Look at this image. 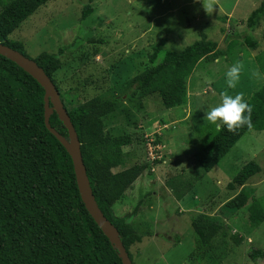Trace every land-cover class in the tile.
<instances>
[{"label": "rangeland", "instance_id": "374dc122", "mask_svg": "<svg viewBox=\"0 0 264 264\" xmlns=\"http://www.w3.org/2000/svg\"><path fill=\"white\" fill-rule=\"evenodd\" d=\"M88 1L50 0L9 38L21 42L30 59L64 49L54 80L66 103L76 105L94 97L118 99L114 114L104 118V130L111 136L128 134L133 141L124 148L125 164L113 172L147 164L124 199L113 206L119 217L138 207L137 214L129 217L141 235L129 247L133 264H264V258L248 256L252 249L264 252V221L252 227L248 205L240 210L227 208L242 188L230 190L228 184L252 161L261 172L246 186L253 190L251 200L264 210V131L247 132L209 173L201 172L194 158L215 131L205 120V111L221 103L228 68L236 62L244 65L237 88L228 90L233 96L243 92L248 101L264 85V80L251 76L257 67L264 74V18L254 30L245 24L262 0H219L211 16L194 0H94L93 12L82 19ZM202 36L217 42L222 55L214 60L201 58L191 66L183 105L165 109L156 97L141 104L128 101V83L144 70L153 47L180 51ZM246 36L257 42L255 49L244 44ZM146 137L159 144L154 162L145 147ZM172 185L183 194L181 200ZM202 213L219 216L229 236L241 238L237 246L225 238L216 251V262L193 260L191 221Z\"/></svg>", "mask_w": 264, "mask_h": 264}, {"label": "trees", "instance_id": "16d2710c", "mask_svg": "<svg viewBox=\"0 0 264 264\" xmlns=\"http://www.w3.org/2000/svg\"><path fill=\"white\" fill-rule=\"evenodd\" d=\"M49 1L0 0V44L28 57L23 44L9 37ZM93 1L83 6L82 19L93 12ZM262 18L264 0L246 19L247 29H256ZM243 41L251 49L257 46L249 36ZM63 51L61 48L57 55L42 52L33 60L59 92L80 141L95 201L118 230L132 260L129 247L139 242L141 235L131 226L129 217L137 214L138 207L132 214L119 217L113 206L124 199L147 164H133L113 172L125 164L128 152L124 148L133 141L128 134L111 136L104 130V118L114 114L119 101L94 97L76 105L66 103L54 80L61 67ZM220 55L222 51L217 42L204 36L180 51L155 46L144 70L129 81L127 99L141 104L143 100L156 97L165 109L181 106L186 101L185 80L191 66L201 58L214 60ZM44 93L34 78L0 55V264H122L116 248L81 200L68 151L45 127ZM247 102L253 108L252 128L245 126L236 133L228 132L226 127L219 132L215 130L194 155L201 172L209 173L247 132L264 131V85ZM49 123L68 139L67 130L55 112ZM260 172V166L251 161L227 186L230 190L242 187L227 202V208L240 210L248 205L246 214L252 227L264 221V210L255 199L251 200L253 190L246 183ZM171 189L178 200L183 198L178 188L172 185ZM191 228L195 236L193 260L196 261H219V255L215 254L227 237L235 246L241 243L237 235L229 236L219 216L199 214L192 219ZM248 254L252 260L264 258L260 249H252Z\"/></svg>", "mask_w": 264, "mask_h": 264}, {"label": "water", "instance_id": "95a60500", "mask_svg": "<svg viewBox=\"0 0 264 264\" xmlns=\"http://www.w3.org/2000/svg\"><path fill=\"white\" fill-rule=\"evenodd\" d=\"M0 55L9 59L22 70L34 78L44 89V124L46 129L59 141V143L68 151L75 174L77 188L81 200L91 215L95 223L101 228L103 234L110 240L116 248L118 257L122 264H133L125 247L123 246L118 230L103 215L99 209L90 182L86 174V168L83 163L80 141L76 130L67 114L66 109L60 99V95L51 79L45 74L33 59H30L10 47L0 44ZM51 105V107H50ZM56 113L59 120L67 130L68 139L56 132L49 123L50 116Z\"/></svg>", "mask_w": 264, "mask_h": 264}, {"label": "clouds", "instance_id": "9594fccd", "mask_svg": "<svg viewBox=\"0 0 264 264\" xmlns=\"http://www.w3.org/2000/svg\"><path fill=\"white\" fill-rule=\"evenodd\" d=\"M194 2L202 4L203 10L211 16L217 11L219 0H194ZM243 70L242 62H236L228 68L225 73L226 88L219 94L221 103L205 111V120L214 125L217 132L226 127L228 132L236 133L245 126L249 129L253 126V108L246 101L245 94L238 92L233 96L228 91L237 88ZM251 76L257 81L264 80V74L260 72L258 67L252 71Z\"/></svg>", "mask_w": 264, "mask_h": 264}, {"label": "built area", "instance_id": "2783aa9c", "mask_svg": "<svg viewBox=\"0 0 264 264\" xmlns=\"http://www.w3.org/2000/svg\"><path fill=\"white\" fill-rule=\"evenodd\" d=\"M145 141H146L145 143L146 150L149 151V156L150 158H152L154 162L155 160H157L154 157H156V154L160 153L159 152L160 149L157 148L159 144L155 143V139L153 137H146Z\"/></svg>", "mask_w": 264, "mask_h": 264}, {"label": "crops", "instance_id": "0c3cea01", "mask_svg": "<svg viewBox=\"0 0 264 264\" xmlns=\"http://www.w3.org/2000/svg\"><path fill=\"white\" fill-rule=\"evenodd\" d=\"M184 23H185V22H184ZM186 27H187V28H186V29H187V31L189 32V30H188V25H187V24H186ZM190 35H191V36H193L192 34H190Z\"/></svg>", "mask_w": 264, "mask_h": 264}]
</instances>
